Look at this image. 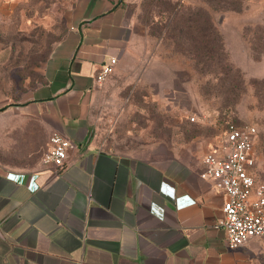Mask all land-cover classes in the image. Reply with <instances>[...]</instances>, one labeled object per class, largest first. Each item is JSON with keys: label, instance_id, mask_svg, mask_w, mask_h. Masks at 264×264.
Returning <instances> with one entry per match:
<instances>
[{"label": "crops", "instance_id": "0c3cea01", "mask_svg": "<svg viewBox=\"0 0 264 264\" xmlns=\"http://www.w3.org/2000/svg\"><path fill=\"white\" fill-rule=\"evenodd\" d=\"M71 2L44 81L0 109V264H264L263 238L231 248L214 227L224 195L200 175L201 160L171 145L156 155L155 143L122 151L97 143L89 114L106 78L95 75L111 56L120 60L133 17L127 0ZM219 25L230 60L263 77L264 56H251L242 32L243 50L228 48ZM55 132L75 142L61 166L43 161Z\"/></svg>", "mask_w": 264, "mask_h": 264}, {"label": "rangeland", "instance_id": "374dc122", "mask_svg": "<svg viewBox=\"0 0 264 264\" xmlns=\"http://www.w3.org/2000/svg\"><path fill=\"white\" fill-rule=\"evenodd\" d=\"M175 2L183 14L197 6L208 9L217 27L227 10L205 0H127L134 37L94 92L89 114L93 135L101 147L113 151L141 150L142 144L155 143L153 152L163 155L171 145L198 162L203 153L217 150L225 120L252 123L258 128L254 176L264 183V77H249L230 60L225 46L224 55L215 50V59L223 66L231 64L226 74L215 61H196L187 45L176 46L171 33L177 29L163 26ZM247 2L219 25L226 32V46L238 53L243 50L240 33L250 41L261 27L257 25L264 24V0ZM71 9V0H0V107L21 100L44 81L43 65L66 36ZM250 52L252 56L251 47ZM234 57L243 61L244 55ZM232 84L241 89L232 88L233 93L227 88Z\"/></svg>", "mask_w": 264, "mask_h": 264}, {"label": "built area", "instance_id": "2783aa9c", "mask_svg": "<svg viewBox=\"0 0 264 264\" xmlns=\"http://www.w3.org/2000/svg\"><path fill=\"white\" fill-rule=\"evenodd\" d=\"M117 62L111 56L100 65L95 79L100 82L110 74ZM258 128L248 123L225 125L216 151L206 152L201 158L200 175L210 178L223 193L222 216L214 223L225 234L229 247L234 248L251 237L264 239V183L254 176V144ZM75 142L58 132L50 136V147L43 154V161L55 166L64 163L68 148Z\"/></svg>", "mask_w": 264, "mask_h": 264}, {"label": "trees", "instance_id": "16d2710c", "mask_svg": "<svg viewBox=\"0 0 264 264\" xmlns=\"http://www.w3.org/2000/svg\"><path fill=\"white\" fill-rule=\"evenodd\" d=\"M209 5H211L213 8H221V9H232V10H242L243 6L246 7L248 4L245 3L248 0H239L238 4H233L231 0H221L222 3H214V0H205ZM218 2L219 0H215ZM179 7L182 8V5H177V2L173 3L171 5L165 24L163 26H166L165 29H169V27L173 26V30L177 29V32H172L171 37L174 39L176 46L181 45H187L188 51L190 55H193V58L196 59L198 62H204V64L207 62L209 64L210 62H217L215 57L217 56V53H215V50L217 49L219 51L220 55H224L225 51V44L223 35L220 31V29L217 27L216 23L211 17V14L208 9L197 6L194 7L193 11H189L186 14H183L181 10H179ZM187 7H191L190 5H187ZM193 7V6H192ZM181 11V12H179ZM172 24V25H171ZM261 26L254 30V35L250 39V47L252 51V56L254 59L261 58V55L264 54V24L257 25ZM226 53V52H225ZM218 63V62H217ZM230 64V63H229ZM219 65V71L223 74L227 73V68H230V66H223L222 64L218 63ZM237 72L239 73V69ZM219 71H215V73H219ZM221 75V74H219ZM222 76H219L221 78ZM264 77V76H263ZM244 79L241 78V81ZM237 87L236 84H232L227 86V88L231 87L230 89L232 92H236L233 89H238L240 87ZM233 88V89H232ZM241 89V88H240ZM230 91V90H229ZM1 109V107H0ZM229 123H236L239 125H245L240 124L236 121H233L232 119H227L224 122V126Z\"/></svg>", "mask_w": 264, "mask_h": 264}]
</instances>
